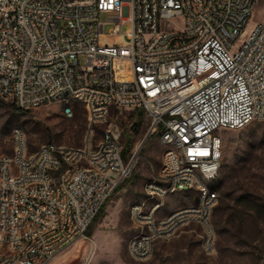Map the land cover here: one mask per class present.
I'll return each mask as SVG.
<instances>
[{
    "label": "built area",
    "instance_id": "built-area-1",
    "mask_svg": "<svg viewBox=\"0 0 264 264\" xmlns=\"http://www.w3.org/2000/svg\"><path fill=\"white\" fill-rule=\"evenodd\" d=\"M257 2L0 0V97L30 109L72 94L90 96L102 123L113 106L141 111L151 121L149 135L157 133L164 147L179 143V155L162 160L169 161V170L154 178L159 186L146 183V215H139L137 203L131 207L135 224L152 219L151 237L137 234L135 246H128L135 260L148 258L149 239L181 228L180 218L190 213L205 220L209 238L202 247L214 251L211 217L218 193L198 209L159 212L165 187L199 189L195 171L207 178L219 171L220 129L240 130L264 119V18L251 23ZM107 23L114 24L113 41L102 32ZM144 31H151L152 43L144 42ZM19 147L0 154V170L15 160L26 168L25 176L0 189V264H49L65 248L89 239L100 209L130 176L131 162L109 129L94 138L93 147L56 151L53 144L46 154L49 168L41 169L39 161L37 174H30V153L19 156ZM77 158H84L83 167H76ZM85 164H96V172L85 171ZM106 166H113V174H106ZM32 201L45 202L46 211L32 208ZM15 220H23L20 240L11 239ZM2 247H11V254L2 255Z\"/></svg>",
    "mask_w": 264,
    "mask_h": 264
},
{
    "label": "rangeland",
    "instance_id": "rangeland-1",
    "mask_svg": "<svg viewBox=\"0 0 264 264\" xmlns=\"http://www.w3.org/2000/svg\"><path fill=\"white\" fill-rule=\"evenodd\" d=\"M263 18L264 0H258L251 23ZM106 20V15L101 14L100 21ZM129 27V23L122 25L121 33L125 34ZM113 28V23H107L102 30L111 41ZM66 105L72 109L69 114L65 112ZM150 126L151 121L140 111L113 106L106 121L94 127L97 140L107 129L119 135L123 155L131 162V174L90 226L93 233L89 239L65 248L49 264H264V119L240 130L218 131L222 137V159L216 178L209 182L219 194L211 217L214 251L206 253L202 247L204 226L191 222L174 237L156 241L145 260L130 256L129 242L139 234L131 207L146 199V183L159 176L167 148L157 133L148 134ZM89 129L86 108L74 99L18 109L12 101L0 97V154L15 152L16 130L22 133L28 152L34 153L48 143L81 147ZM198 201L196 187L170 193L159 216Z\"/></svg>",
    "mask_w": 264,
    "mask_h": 264
},
{
    "label": "bare ground",
    "instance_id": "bare-ground-1",
    "mask_svg": "<svg viewBox=\"0 0 264 264\" xmlns=\"http://www.w3.org/2000/svg\"><path fill=\"white\" fill-rule=\"evenodd\" d=\"M88 3H95V0H88ZM144 42L145 43H152V34L151 31H144ZM69 99H74L79 103L83 104L86 108L90 129L87 135V139L85 141V147H93L94 141V127L102 124V119H95V105H93V100L90 96L82 95V94H72ZM69 99L65 98H57L56 101H65L67 102ZM68 109H71L70 106H65V112L68 113ZM111 108H108L104 114L103 123L106 121L107 116L109 114ZM93 123V126H92ZM22 133L19 130L15 131V136L17 140V146L19 147V156H27L28 150L24 141V138H20ZM53 144L55 143H48L42 145V152H39V149L34 152L30 153V174H37V165L39 161L41 162V169H48L49 168V161H46V154L51 152ZM167 148L163 154L164 159H171L173 155H179V143H167ZM63 145L55 144L56 151H64ZM84 166V158H77L76 159V167H83ZM169 170V161H163L161 171H168ZM85 171L89 172H96V164H85ZM106 174H113V166H106ZM218 172H215L210 178H207V173L202 171H195V180L200 182L203 187L198 189L199 191V201L196 205H192L191 209H198L202 206L203 202H205L209 194H215L216 191L212 190L209 186V182L214 180L217 176ZM26 175V168H23V160H15L14 165H7V167L2 168L0 170V189L5 188L6 181H15L18 176H25ZM160 176V174H159ZM158 176V177H159ZM151 186H159V179L151 180ZM194 187H165V195L168 196L170 193H174L177 191H185L187 189H191ZM219 194H215V201H218ZM139 209V215H146V206L149 204V194H146V199L141 202L137 203ZM152 205H159V198H152ZM32 208H38V211H46V204L45 202L39 201H32ZM187 207H183L180 209H184ZM177 210L173 211L170 214H173ZM135 222V221H134ZM191 222H199L205 228V235L203 238H209V228L205 226V220L200 219V213H190V218H180V227L188 225ZM136 225L139 230L138 239H145L146 237H151V228H152V219H144V221H136ZM181 228H175V230L171 232H159V236H153L149 239V246L147 250V257H149L152 253L153 246L156 241L161 239H169L174 237ZM211 232L212 235L215 236V232L213 226L211 224ZM28 237H35V230H28ZM23 238V220H15L14 222V230L11 232V239L12 240H20ZM128 246H135V238H132L129 242ZM206 252V247H203ZM128 251L130 256L132 257V253L130 248L128 247ZM11 254V247H2V255H10ZM145 260V259H142ZM7 264H16V260H8Z\"/></svg>",
    "mask_w": 264,
    "mask_h": 264
},
{
    "label": "trees",
    "instance_id": "trees-1",
    "mask_svg": "<svg viewBox=\"0 0 264 264\" xmlns=\"http://www.w3.org/2000/svg\"><path fill=\"white\" fill-rule=\"evenodd\" d=\"M18 108V107H17ZM18 109H21V108H18ZM140 114H142V112L140 111ZM107 203V202H106ZM106 203L103 205V207L100 209V211H99V213L97 214V216L95 217V219H94V221L96 222L97 220H98V218H100V216L104 213V209H105V207H106ZM93 221V222H94ZM92 229H91V227L89 228V230H88V235L90 236V235H92Z\"/></svg>",
    "mask_w": 264,
    "mask_h": 264
}]
</instances>
